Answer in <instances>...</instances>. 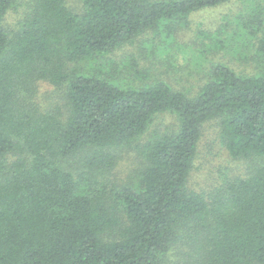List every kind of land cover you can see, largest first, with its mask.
<instances>
[{
	"label": "trees",
	"instance_id": "16d2710c",
	"mask_svg": "<svg viewBox=\"0 0 264 264\" xmlns=\"http://www.w3.org/2000/svg\"><path fill=\"white\" fill-rule=\"evenodd\" d=\"M16 3L0 0V264H170L182 246L192 264H264V0H29L7 26ZM221 5L234 9L196 34L224 54L196 92L121 78L118 52L137 66ZM232 42L248 71L222 59ZM166 113L176 122L140 141ZM211 120L254 166L207 195L188 182ZM130 153L139 172L120 183Z\"/></svg>",
	"mask_w": 264,
	"mask_h": 264
},
{
	"label": "rangeland",
	"instance_id": "374dc122",
	"mask_svg": "<svg viewBox=\"0 0 264 264\" xmlns=\"http://www.w3.org/2000/svg\"><path fill=\"white\" fill-rule=\"evenodd\" d=\"M28 3L29 0H18L6 17L7 26H15L25 17ZM69 4L78 7L80 0H69ZM231 6L234 9V5ZM231 6L221 5L194 13L191 16V26L180 29L171 44L163 46L156 43V47L148 45L141 51L137 50L134 56L137 66L129 65L127 62L129 59L127 56L135 52L133 48H130V51L133 50V52L125 54L118 52L115 56L119 62L123 63L118 71L121 78L137 85L162 79L176 88L196 92L206 80L210 64L218 61L224 54L223 51L212 50L202 53L205 48L200 44L201 38L196 33L199 29L204 28L214 31L219 26L222 15L232 11ZM224 39L227 40L226 37ZM202 41L205 44L208 43L206 38ZM228 46L231 50H226L225 53H229V55L222 59L228 60L230 65L239 71H248L249 67L246 69V64L241 59L243 54L235 53L234 42L228 43ZM138 70L144 72L143 77ZM38 85L39 100L48 102L50 99L51 102L56 95V86L46 82H40ZM174 122L176 119L172 114L166 113L157 116L140 141H146L152 138L155 133L166 131L168 126ZM138 165L134 155L130 153L118 162L117 168L113 172L117 173V180L120 183L133 182L139 172ZM253 166L254 163L248 159L233 158L230 155L220 139L217 121L211 120L204 125L188 186L192 190L202 191L209 195L215 188L224 184L226 179L242 176L248 173ZM191 259L192 255L185 246H182L181 249L175 247L169 255L170 264H192Z\"/></svg>",
	"mask_w": 264,
	"mask_h": 264
}]
</instances>
